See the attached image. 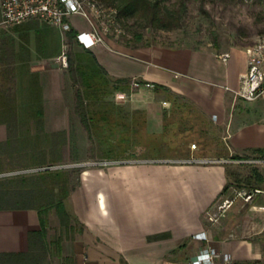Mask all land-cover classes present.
Wrapping results in <instances>:
<instances>
[{"label": "crops", "instance_id": "obj_1", "mask_svg": "<svg viewBox=\"0 0 264 264\" xmlns=\"http://www.w3.org/2000/svg\"><path fill=\"white\" fill-rule=\"evenodd\" d=\"M68 22L75 33L88 30L80 16H70ZM65 35L35 19L0 25V91L13 94L18 121H23L19 110L28 109L32 114L27 123L43 134L62 133L69 123L64 71L55 61ZM89 50L110 78L125 79L133 89L129 107L141 112L148 135H162L164 113L170 112L176 98L177 104L192 110L202 130L201 141L212 139L210 125L220 126L217 143L226 146L224 158H264V98L247 102L231 91L245 73V50H240L243 59L237 69L229 60L230 51L132 47L114 39ZM133 81L138 87L131 86ZM152 84L161 89L154 90ZM9 131L0 124V145L6 146ZM230 165L240 166L202 157L109 164L83 171L66 200L83 228L72 242L74 263L185 264L211 246L228 254L230 264H261L264 175L261 188L256 187L262 192L250 203L236 200L222 206L223 187L228 179L235 180ZM256 167L264 170V165ZM206 215L213 217L211 226L204 222ZM38 229L35 210H0V253L25 250L27 233ZM202 234L208 240H200Z\"/></svg>", "mask_w": 264, "mask_h": 264}, {"label": "rangeland", "instance_id": "obj_2", "mask_svg": "<svg viewBox=\"0 0 264 264\" xmlns=\"http://www.w3.org/2000/svg\"><path fill=\"white\" fill-rule=\"evenodd\" d=\"M170 29H160L140 14L122 19L123 34L121 37L108 38L124 46H161L189 48L193 50L214 52L216 54L230 51L229 59L234 68L241 67L242 53L246 47L253 45L264 35V10L258 6H249L242 0H158ZM87 31V30H85ZM140 36V39H136ZM107 39V38H106ZM81 46L68 42L65 37L60 47L68 60V54L81 50ZM59 52V54H60ZM59 66V65H58ZM60 67V66H59ZM62 68V67H60ZM64 71V95L68 104V127L62 133L43 134L36 125L27 123L28 109H20L23 121L12 118L9 122V141L0 145V179L18 175H34L39 171L61 170L65 172L68 187L75 186L83 171L93 168H105L109 164H134L145 160L176 159L189 161L204 157L205 159L227 160L224 158L226 146L217 143V136L222 133L220 126H211L210 142L203 144L199 139L202 130L197 126V134L186 139L181 153L174 154L164 148L167 139H154L146 135L142 129V115L139 110H130L129 100L131 87L124 90L109 87L110 93L85 99L89 105V115H94L95 126L87 132L76 113V91H83L82 82L77 73L68 74ZM13 96L12 93H10ZM111 109V111L109 109ZM114 116L108 118L104 111ZM32 111V110H31ZM34 111V110H33ZM32 114V112L30 113ZM9 120V119H8ZM111 120V122H109ZM132 120H134L131 127ZM95 129V130H94ZM112 132L109 135V132ZM201 132V133H200ZM111 141L108 140L112 136ZM199 136V137H198ZM104 137L107 138L106 141ZM118 138H123L120 147L116 146ZM164 138V137H162ZM110 139V138H109ZM162 140L163 144H162ZM200 140V141H199ZM113 144L111 153L108 148ZM195 148L191 149L190 145ZM246 156V155H244ZM221 157V158H220ZM104 162L106 164H104ZM227 165V164H226ZM253 166V165H252ZM251 165H230L235 180L228 179V187L224 192V200L239 201L235 192L243 189L250 191L260 187L253 171L262 178L264 170ZM253 176V177H252ZM237 179V180H236ZM56 197V193L54 194ZM43 205L45 202H40ZM47 242L50 243L48 262L59 264L62 258L72 257V242L79 234L81 225L70 221L73 230L60 225L53 208L47 212ZM213 219V217H212ZM213 221V220H212ZM208 216L204 222L213 224ZM61 239V252L58 254L52 243ZM264 264V258L261 262Z\"/></svg>", "mask_w": 264, "mask_h": 264}, {"label": "trees", "instance_id": "obj_3", "mask_svg": "<svg viewBox=\"0 0 264 264\" xmlns=\"http://www.w3.org/2000/svg\"><path fill=\"white\" fill-rule=\"evenodd\" d=\"M106 7L115 9L116 17L122 28L121 21L127 17L140 14L145 16V19L155 24L160 29H170L172 26L167 24L165 15L163 14L160 1L158 0H96ZM123 31V28H122ZM124 32V31H123ZM76 33L70 29L66 32L65 37L68 42H73L74 45H79L75 40ZM122 36V35H121ZM140 39V36H136ZM67 73H77L83 86V91H76V113L81 124L91 132L95 126L94 115H89V105L85 99L109 94V87L118 90L128 88V83L125 79L110 78L101 65L97 62L95 56L89 49L81 48L80 51L68 54ZM145 84V83H142ZM152 88L156 91L161 89V86L152 84ZM164 91H166L164 89ZM12 96L10 93L0 91V124L9 126L10 119L14 123L15 107L13 106ZM176 103L170 112L164 113V130L161 136H151L145 132L144 119L142 116V129L144 133L154 139H165L164 148L170 144L174 154L181 153L182 145L187 142L186 139L194 137L197 134V123L195 121L192 110L185 104H177V99H173ZM109 109V108H108ZM111 111V109H109ZM39 111V110H38ZM108 111V110H107ZM104 111L107 116L104 118V123L108 122V118L114 117ZM40 115V112H38ZM142 115V114H141ZM9 119V120H8ZM111 122V120H109ZM134 120L130 124L133 126ZM93 124V126H92ZM95 130V129H94ZM109 135L112 132L108 131ZM111 133V134H110ZM164 137V138H162ZM110 138V139H109ZM112 136L108 137L111 141ZM107 138L104 137L106 141ZM200 141V140H199ZM123 138H118L116 146L120 147ZM201 143L205 144L202 140ZM108 144V142H107ZM108 148V153L112 152L111 145ZM170 147L168 148V152ZM259 153V152H258ZM263 154V153H259ZM255 178L258 182L261 181L259 174L255 172ZM228 184L224 185L222 193L227 190ZM71 187H68V181L65 177V172L61 170L48 171L45 169L34 175H18L10 178L0 179V210H35L39 218V229L30 231L26 235V248L19 252L0 253V264H49L48 253L50 243L47 242V212L49 208H53L58 217L61 226L73 230V225L70 221L78 223L76 217L72 214L67 206V197ZM253 190V189H250ZM56 197L54 198V194ZM40 202H45L43 205ZM79 224V223H78ZM82 226L79 233L82 232ZM52 245L55 246L56 252H61V239L55 240ZM59 264H75L73 257H64Z\"/></svg>", "mask_w": 264, "mask_h": 264}, {"label": "built area", "instance_id": "obj_4", "mask_svg": "<svg viewBox=\"0 0 264 264\" xmlns=\"http://www.w3.org/2000/svg\"><path fill=\"white\" fill-rule=\"evenodd\" d=\"M249 6H258L264 10V0H242ZM0 25L10 27L20 25L31 19L57 28L61 33L68 32L71 27L68 17L76 15L84 19L88 25L87 31H79L75 35L76 42L84 49H90L97 44H104L108 38L115 40L123 34L122 28L113 8L106 7L96 0H0ZM107 38V39H106ZM246 70L240 77L239 86L231 90L235 98L252 102L264 98V35L253 45L245 48ZM227 57L223 55V60ZM57 64L66 68L67 57L62 50L55 58ZM138 82H131L132 87H138ZM195 148L194 144L190 145ZM220 162L236 163L238 165H264V158H239L220 160ZM104 164H106L104 162ZM262 191L253 189L236 191L235 196L245 203H250L253 197ZM232 200H224L222 206L230 205ZM209 220H213L212 216ZM200 240H208L205 235L198 236ZM230 256L218 252L211 246L200 249L185 264H230Z\"/></svg>", "mask_w": 264, "mask_h": 264}]
</instances>
